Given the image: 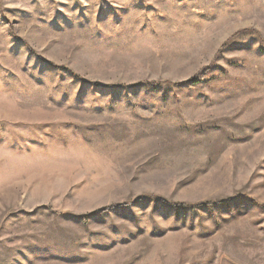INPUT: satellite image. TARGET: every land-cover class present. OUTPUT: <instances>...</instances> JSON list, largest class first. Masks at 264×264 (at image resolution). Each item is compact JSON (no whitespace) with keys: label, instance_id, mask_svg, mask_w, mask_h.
Segmentation results:
<instances>
[{"label":"rangeland","instance_id":"1","mask_svg":"<svg viewBox=\"0 0 264 264\" xmlns=\"http://www.w3.org/2000/svg\"><path fill=\"white\" fill-rule=\"evenodd\" d=\"M0 264H264V0H0Z\"/></svg>","mask_w":264,"mask_h":264}]
</instances>
